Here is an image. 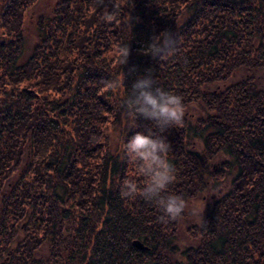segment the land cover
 Returning <instances> with one entry per match:
<instances>
[{"label":"trees","instance_id":"obj_1","mask_svg":"<svg viewBox=\"0 0 264 264\" xmlns=\"http://www.w3.org/2000/svg\"><path fill=\"white\" fill-rule=\"evenodd\" d=\"M39 1L0 6V264H264V0H54L28 47ZM166 31L174 51L153 57ZM148 74L184 107L163 133L165 194L186 203L167 223L120 195L144 181L123 145L156 131L123 116Z\"/></svg>","mask_w":264,"mask_h":264},{"label":"clouds","instance_id":"obj_2","mask_svg":"<svg viewBox=\"0 0 264 264\" xmlns=\"http://www.w3.org/2000/svg\"><path fill=\"white\" fill-rule=\"evenodd\" d=\"M175 42L176 37L166 31L152 37L148 47L155 49L151 53L153 57L160 58L165 52L174 51ZM121 51L124 64L129 49L126 46ZM123 84L124 79L112 82L110 87L119 88ZM122 108L126 120L153 122L156 131L147 135L137 132L123 145L126 158L136 164L144 181L141 187L135 180L125 179L120 195L125 199L140 196L145 201L153 202L162 212L159 217L162 223L175 221L181 217L186 203L179 195L165 194L168 186L175 181V169L167 159L171 146L163 133L170 128L183 126L182 97L158 87L155 78L148 74L131 85V93L123 101Z\"/></svg>","mask_w":264,"mask_h":264},{"label":"rangeland","instance_id":"obj_3","mask_svg":"<svg viewBox=\"0 0 264 264\" xmlns=\"http://www.w3.org/2000/svg\"><path fill=\"white\" fill-rule=\"evenodd\" d=\"M4 0H0V6ZM54 0H40L39 4L33 7L34 11L32 14L30 12H26L24 15V20H25V36L28 38V47L29 45H32L35 41L38 40V34H37V29L34 25L36 18L38 17V14L42 13L43 11H48L50 12L52 6H53ZM28 54L27 51H24L23 56H26ZM114 92L116 89L113 90ZM118 130L116 131L115 128H111V140L112 146H115L117 143V134ZM204 202L203 201H196L193 202L192 205L190 206V216L188 219L189 222H196L200 218V213L203 209ZM185 226V223H183ZM186 227V226H185Z\"/></svg>","mask_w":264,"mask_h":264}]
</instances>
